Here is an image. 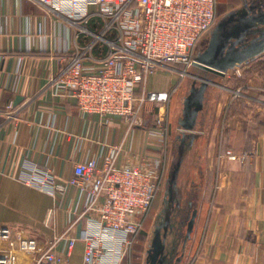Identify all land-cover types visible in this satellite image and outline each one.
I'll return each instance as SVG.
<instances>
[{"label": "crops", "instance_id": "obj_1", "mask_svg": "<svg viewBox=\"0 0 264 264\" xmlns=\"http://www.w3.org/2000/svg\"><path fill=\"white\" fill-rule=\"evenodd\" d=\"M246 7L248 12L254 8ZM73 29L66 19L30 0H0V230L10 232L9 240L0 243V263L11 259L13 264H32L34 255L15 249L18 237L44 247L72 218L76 191L57 200L29 185L37 166L46 165L58 180H66L73 177L75 162L97 158L106 146H122L135 157L156 159L163 153L169 171L166 150L175 138L174 145L188 149L201 171L194 173L193 166L182 174L183 155L176 189L187 190L185 202H177L170 217L164 209L155 213L164 224L161 237L167 234L162 264H264V93L240 94L252 111L246 120H227L237 97L226 82L239 67L226 77L212 74L216 83L209 87L206 114L199 117L204 125L188 133L195 137L193 144L190 137L185 144L179 139L182 112L172 111L184 100L179 92L171 93L167 102L172 125L167 138H152L148 132L154 129L152 120L164 113L161 108L155 116L146 112L143 125L133 130L119 119L87 115L67 92L55 93L53 84L81 45ZM180 82L167 67H158L137 93L170 94ZM155 104L161 103L150 104L148 111ZM229 150L245 153V159L230 158ZM198 151L203 155L195 156ZM194 210V231L184 248L186 230L179 225ZM51 212L54 228L46 226ZM81 254L80 244L76 255Z\"/></svg>", "mask_w": 264, "mask_h": 264}, {"label": "built area", "instance_id": "obj_2", "mask_svg": "<svg viewBox=\"0 0 264 264\" xmlns=\"http://www.w3.org/2000/svg\"><path fill=\"white\" fill-rule=\"evenodd\" d=\"M30 1L109 47L103 59L87 55L94 44L77 52L53 84L55 93L67 92L87 115L119 119L129 128L141 119L149 102H167L171 95L146 91L137 95L143 78L159 66L194 65L199 44L217 23L219 5L218 0ZM93 18L105 21L103 33L117 31L118 36L90 31ZM164 118L149 130L150 137L167 138L169 124ZM73 171V177L58 180L48 166L35 168L29 185L57 200L76 191L72 218L46 246L21 236L15 249L34 255L32 264H133L135 240L144 231L169 172L167 158L135 157L122 146H106L97 158L75 162ZM52 214L46 222L49 228H54ZM9 238V230H0L1 245ZM80 244L82 254L77 257ZM0 264L13 263L4 259Z\"/></svg>", "mask_w": 264, "mask_h": 264}, {"label": "rangeland", "instance_id": "obj_3", "mask_svg": "<svg viewBox=\"0 0 264 264\" xmlns=\"http://www.w3.org/2000/svg\"><path fill=\"white\" fill-rule=\"evenodd\" d=\"M250 1H251V3H250ZM218 4H219L218 5V19H217V23H216L215 27L218 25V23L223 22L225 18L233 19V17L230 15V13H233L235 17H238V16L240 17V16L244 15L245 9L247 8L246 6H248V5L250 7H254L253 13H251V15L261 16L264 14V0H218ZM240 18H242V17H240ZM90 23H89V25H90ZM234 23L232 24V22H229L228 23L229 28L231 26H233ZM89 25H88V29L90 31H93V30H91ZM104 26H105V21H104ZM104 26H103V28H104ZM74 29H73V31H74ZM76 29H75L76 39H77V42H79L81 44V45L79 44L80 46H79L77 52L85 50L87 48V46H91L93 44L95 46L97 43H101V44H104L105 46H107V44H105L102 40H100V38H97L96 36H93L89 33H79L80 29L79 28H76ZM102 31H103V29H102ZM102 31L101 32L98 31L97 33H95V32L94 33L97 35L105 34ZM113 32H114L113 33L114 36L117 37L118 32L117 31H113ZM108 34L107 35L105 34V36L108 37L109 36ZM77 35H78V38H77ZM210 37L211 36L209 34L208 36H206L201 41V43L199 44V46L196 50V52H197L196 54H198L199 52H202L203 50L206 49V47L208 46ZM236 38L233 39L232 41L235 42L236 40H242L241 43H237L238 50H239L237 53L246 52L247 50H252V52L254 51L256 53L253 55V57L247 63H244L241 67L237 68L235 71L233 69V71L231 70L229 72V75H230L229 80L226 82L227 88H229V90L230 89L234 90L235 94H233V97L235 95L237 97L236 99H238V98L240 99L242 97L241 95L243 93H251V94L264 93V80H263V78H264V67L263 66L264 65H260V66L257 65L258 67H251L250 69L244 70L245 67L248 68V67L252 66V63L260 60L261 58L264 60V47L263 48L262 47H259V48L256 47L259 40L261 38H264V21L259 22V23H255L253 28H251V30L246 32V35L243 36V35L237 34ZM92 52H93V50H92ZM92 52H91V54H90V52H88L87 55L94 56ZM108 54H109V52H108ZM105 57H103V58H105ZM103 58H97V59H103ZM159 67H163V66H159ZM167 69H169V71L173 72L174 76H178L180 78V81L182 83L180 82V84L178 86L179 91H177V92H179L178 93L179 99L182 97L184 99V97L186 96V94L190 88L191 81H193V79L191 78L192 75H199L198 69L194 65L187 66V65H182V64L173 65V66L167 67ZM182 72H186V74L184 75ZM258 72H259V74H258ZM153 73L154 72H152L151 74H153ZM151 74H148L143 78L142 84L140 86L141 90L145 87L146 82H147V78ZM222 83H224V81H221V86H222ZM217 84H219V83H217ZM177 85H175L173 88H175ZM244 87H246V89H243ZM173 88H172L171 92H173ZM138 90H137V92H138ZM171 92H170V94H171ZM177 92H175V93H177ZM237 92H240L241 95L238 94ZM156 93H162V92H156ZM228 94H229V92H226V91L224 92V95H228ZM137 95H139V94L137 93ZM167 102H156V103H161V104H155L154 107L152 106V108L148 111L149 105L154 104V103L149 102L147 104L144 112L141 114L142 115L141 119H139L137 122H135L132 125L133 130L137 126L143 125L144 115L146 112L151 111L153 116H155L156 115L155 111L158 110V108H159V111H160V108L163 109L164 113L166 115L161 114L162 115L161 116L160 114H158L156 116V118L152 120L153 121L152 125L156 124V121L158 120L159 117H163V118L165 117L164 120L168 121L167 112H168L169 107L167 105L168 104ZM182 103H183V100H182V102L181 101L179 102L178 107H177V105H175V107L177 109L175 108V110H174V108H172L173 112L176 111V115H178V113L181 114L182 108H183ZM174 120H175L174 124L176 126V124H177L176 119H174ZM171 126L172 125L169 124L170 130H171ZM174 142H175V138L173 139L172 148H169V152H168V150H166V153L168 154V156H170L169 157L170 167H169V172H168L167 178L164 182V185H163L161 191L158 193V196H157V197L160 196V199H159V204H158V209H157L158 213L156 216H158L159 212L163 209L164 210L165 209L166 210H170V209L175 210L174 208H176L177 201H179L178 198L180 199L181 204H184V202H185V197L187 195L186 194L187 190H185V189H181V190L176 189L173 192V199L170 198V195H169L170 174H171L173 168L175 167V165L182 159L183 155H185L184 157L187 159L184 162L185 166L184 165L182 166V170H181L182 174L183 173L186 174L188 171L190 172L191 168H189V167H193V166H194V169H192V171L194 173L197 174L199 171H201V169H199V166L194 165V163H196V162L194 161V159L192 157L193 155L190 154L189 150L188 149L186 150L184 147L182 149L179 148L180 143L179 144L177 143L176 145H174ZM163 151H165V150L163 149ZM202 152L203 151H201V152L198 151L195 154V156H202L203 155ZM228 153H229L228 156L230 158H233V159L234 158L235 159H237V158L238 159H245V156H246L245 153H236L235 151H231V150L226 152V154H228ZM160 155H161V158L163 159L164 154L160 152ZM190 157H192L191 159H193V161L192 160L190 161ZM197 164H199V163L197 162ZM178 183H180V182L178 181ZM187 198L189 199V196H187ZM193 204H195V202ZM156 216H154L152 218V220L150 221V224L148 223L147 226L145 227V231L141 232V234L135 240V243H134V246H133L132 252H131V261L133 264H146L147 250L149 249L150 245L152 244V241H153L154 236H155L156 228H157V226L160 227V225L161 226L164 225L162 223H158L159 220L157 219ZM185 227H184V229H185Z\"/></svg>", "mask_w": 264, "mask_h": 264}, {"label": "water", "instance_id": "obj_4", "mask_svg": "<svg viewBox=\"0 0 264 264\" xmlns=\"http://www.w3.org/2000/svg\"><path fill=\"white\" fill-rule=\"evenodd\" d=\"M251 13H253V8L249 12L248 9H245L244 15L240 16L242 18L239 16L235 17L233 13H230L233 19L225 18L226 20L224 19L223 22L218 23L210 34L211 37L206 49L198 53L194 66L200 70L199 75H192L193 81L184 97L182 116L179 120L183 133L179 138L182 144L186 143L188 137L191 138V143L193 144L195 137L189 136L191 134L188 133H194L197 128L204 125L203 120H200L199 117H203L206 114L205 108L209 87L211 84H215L210 76L213 74L226 77L232 68L241 67L256 53L252 52V50L237 53L239 51L237 43H241L242 40L232 41L236 38L237 34L244 36L246 32L253 28L255 23L264 21V14L255 16L251 15ZM229 22L235 23L229 28ZM256 47H264V38L259 40ZM181 163L182 159L175 165L170 174V198L173 197V192L177 187ZM196 218L197 210H194L187 224L184 248L192 236ZM160 229L161 227H157L151 248L147 252V264H162L166 260L164 253L167 234L161 237Z\"/></svg>", "mask_w": 264, "mask_h": 264}, {"label": "trees", "instance_id": "obj_5", "mask_svg": "<svg viewBox=\"0 0 264 264\" xmlns=\"http://www.w3.org/2000/svg\"><path fill=\"white\" fill-rule=\"evenodd\" d=\"M103 26H104V20L102 18H93L91 20V23L89 25V27L91 28V30H93L92 32H95L97 33L98 31H102L103 29ZM109 36L107 38H113L114 37V34L112 33H109L108 34ZM109 52V47L108 46H105L104 44H101V43H97L95 46H94V49H93V55L94 57L96 58H103L105 57ZM260 65H264V60L261 58L260 60L252 63V66L250 67H245L244 70H247V69H250L251 67H258ZM264 67V66H263ZM259 74V72H258ZM262 75V74H261ZM264 80V78H263ZM243 89H246V87H244ZM252 111V106H248L247 103L245 101H243L242 99H236L232 104L231 106L229 107L228 111H227V115H226V119L228 120L229 118L231 117H238L242 120H246L248 118V115L251 113ZM159 199H160V196L156 198V201L152 207V211L150 212L149 214V217L146 221V224H145V227L147 226V224L149 223L150 224V221L152 220V218L155 216V213L158 209V204H159ZM190 218L188 220H183L179 226H181V231L183 232V228L185 227V230H187V224L189 222ZM186 224V225H185ZM181 232V233H182ZM186 233L184 232V235Z\"/></svg>", "mask_w": 264, "mask_h": 264}, {"label": "flooded vegetation", "instance_id": "obj_6", "mask_svg": "<svg viewBox=\"0 0 264 264\" xmlns=\"http://www.w3.org/2000/svg\"><path fill=\"white\" fill-rule=\"evenodd\" d=\"M172 199H173V197H172ZM179 201H180V200H179ZM179 201H177V202H179ZM173 212H174V211H173L172 209H170V210H166V209H165V214H164V215L170 217V215H172ZM185 235H186V234H185ZM184 238H185V236H184Z\"/></svg>", "mask_w": 264, "mask_h": 264}]
</instances>
